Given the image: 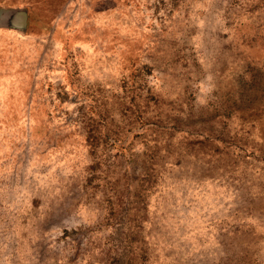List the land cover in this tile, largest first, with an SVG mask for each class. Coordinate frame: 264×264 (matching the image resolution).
Listing matches in <instances>:
<instances>
[{"label": "rangeland", "instance_id": "374dc122", "mask_svg": "<svg viewBox=\"0 0 264 264\" xmlns=\"http://www.w3.org/2000/svg\"><path fill=\"white\" fill-rule=\"evenodd\" d=\"M15 9L0 264H264V0Z\"/></svg>", "mask_w": 264, "mask_h": 264}, {"label": "water", "instance_id": "95a60500", "mask_svg": "<svg viewBox=\"0 0 264 264\" xmlns=\"http://www.w3.org/2000/svg\"><path fill=\"white\" fill-rule=\"evenodd\" d=\"M0 20L1 25H5V27H15L23 30L26 26L27 13L23 9H15L3 14Z\"/></svg>", "mask_w": 264, "mask_h": 264}, {"label": "bare ground", "instance_id": "6f19581e", "mask_svg": "<svg viewBox=\"0 0 264 264\" xmlns=\"http://www.w3.org/2000/svg\"><path fill=\"white\" fill-rule=\"evenodd\" d=\"M234 194V193H233ZM261 195V194H260ZM235 197V196H234ZM261 197V196H260ZM226 202H229V201H226ZM231 202V201H230ZM259 203V202H258ZM231 204H233V203H231ZM260 204V203H259ZM262 204V203H261ZM228 205H229V203H228ZM242 205V204H241ZM226 206H227V204H226ZM263 206V205H262ZM235 207H237V206H235ZM223 208V207H222ZM233 210V209H232ZM264 211V210H263ZM221 212V211H220ZM216 213H218V212H216ZM205 214V213H204ZM213 214H215L214 212H213ZM219 214V213H218ZM217 215V214H216ZM246 215V214H245ZM251 215V214H250ZM203 216V215H202ZM202 216L200 217V218H202ZM206 216V215H205ZM211 216V215H210ZM244 217H246V216H244ZM207 218V217H206ZM215 218V217H214ZM246 218H248V216L246 217ZM253 218H255V217H253ZM261 218H262V215H261ZM202 219H204L205 220V218H202ZM260 219V218H259ZM215 220H216V218H215ZM251 220V219H250ZM255 220V219H254ZM217 221H218V219H217ZM201 222V221H200ZM250 222V221H249ZM204 224H206V223H204ZM207 225V224H206ZM202 227V226H201ZM205 228V227H204ZM198 235V234H197ZM200 235V234H199ZM201 236H203V235H201ZM204 238V237H203Z\"/></svg>", "mask_w": 264, "mask_h": 264}]
</instances>
